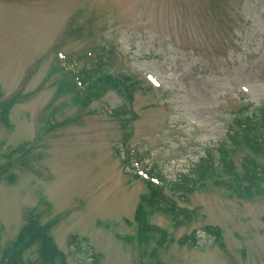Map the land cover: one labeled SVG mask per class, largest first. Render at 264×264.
Returning a JSON list of instances; mask_svg holds the SVG:
<instances>
[{
	"label": "rangeland",
	"instance_id": "1",
	"mask_svg": "<svg viewBox=\"0 0 264 264\" xmlns=\"http://www.w3.org/2000/svg\"><path fill=\"white\" fill-rule=\"evenodd\" d=\"M100 64L132 78V103L108 88L84 106L61 89L63 65ZM262 108L264 0H0V259L33 213L67 264H264V199L217 181L174 187ZM249 154L239 147L233 166ZM147 172L190 217L177 227L149 214L166 235L144 244L136 210ZM193 232L200 245L180 244ZM38 261L35 246L22 264Z\"/></svg>",
	"mask_w": 264,
	"mask_h": 264
},
{
	"label": "trees",
	"instance_id": "2",
	"mask_svg": "<svg viewBox=\"0 0 264 264\" xmlns=\"http://www.w3.org/2000/svg\"><path fill=\"white\" fill-rule=\"evenodd\" d=\"M60 68L62 70L60 80L61 89L72 94L78 90L80 95L79 97L76 95V100L84 106L89 105L102 92H106L108 88H113L124 96H127L128 102L132 103L135 87L130 77H115L105 67L104 69L101 67V69L96 71L88 70L83 73L82 71L72 70L64 65ZM123 114V112H116L115 116L121 117ZM260 114L261 119L259 121L257 120V116L256 118L249 117L245 120H238L237 125L239 126V130L231 132L232 135L229 136V139L224 140L217 148L221 151L220 156L214 157V153L212 154L211 152L206 159H202L194 166L189 174L182 175L181 180L176 182L174 187H178V190L185 193H190L193 189L201 184L203 185L205 182L217 181L220 186L229 190L231 194L237 197L247 200L253 198L263 200V108L260 110ZM241 146L250 152V156H247L239 170L233 166L232 156ZM127 165H130V163H127ZM7 169L8 167L3 168L0 164V176ZM147 190L148 192L142 196L136 210V222L138 226L137 238L138 240H142L144 244H147L158 234H162L161 239L165 241L166 233L148 223L149 214L173 215L177 227L184 223V220L178 218V216L184 214L183 210L177 209L176 204L164 193L162 185H155V183L149 181L147 183ZM188 217H190L189 214H184V218ZM205 232L215 237L216 240H220L222 237L221 230L218 227L208 226ZM180 244L196 247L198 244L197 233L193 232L191 235L183 237ZM35 246L39 247L38 264H67L66 256L58 249L50 234V226L42 225L39 217L33 213L28 217L16 241L1 249L3 254L0 259V264H22L23 256Z\"/></svg>",
	"mask_w": 264,
	"mask_h": 264
}]
</instances>
